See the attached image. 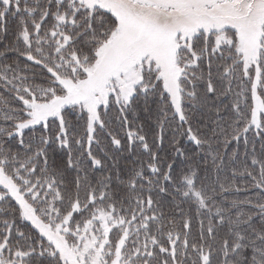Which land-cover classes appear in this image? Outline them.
<instances>
[{
  "label": "snow or ice",
  "instance_id": "snow-or-ice-1",
  "mask_svg": "<svg viewBox=\"0 0 264 264\" xmlns=\"http://www.w3.org/2000/svg\"><path fill=\"white\" fill-rule=\"evenodd\" d=\"M0 264H264V0H0Z\"/></svg>",
  "mask_w": 264,
  "mask_h": 264
},
{
  "label": "trees",
  "instance_id": "trees-1",
  "mask_svg": "<svg viewBox=\"0 0 264 264\" xmlns=\"http://www.w3.org/2000/svg\"><path fill=\"white\" fill-rule=\"evenodd\" d=\"M128 163H131V160H129Z\"/></svg>",
  "mask_w": 264,
  "mask_h": 264
}]
</instances>
